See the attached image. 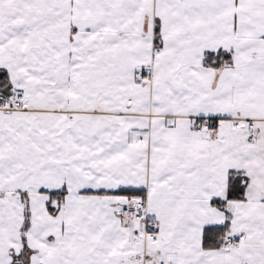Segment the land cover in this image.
Listing matches in <instances>:
<instances>
[{
	"label": "snow or ice",
	"instance_id": "snow-or-ice-1",
	"mask_svg": "<svg viewBox=\"0 0 264 264\" xmlns=\"http://www.w3.org/2000/svg\"><path fill=\"white\" fill-rule=\"evenodd\" d=\"M0 264H264V0H0Z\"/></svg>",
	"mask_w": 264,
	"mask_h": 264
}]
</instances>
